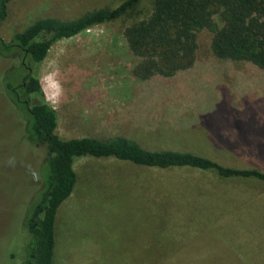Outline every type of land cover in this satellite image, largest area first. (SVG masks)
Masks as SVG:
<instances>
[{
	"label": "rangeland",
	"instance_id": "374dc122",
	"mask_svg": "<svg viewBox=\"0 0 264 264\" xmlns=\"http://www.w3.org/2000/svg\"><path fill=\"white\" fill-rule=\"evenodd\" d=\"M123 1L13 0L0 39L7 44L40 19L70 21ZM152 5L139 0L130 16L49 49L37 77L57 114L58 136L130 135L165 148H195L209 139L227 147L203 148L208 157L264 172V70L212 58V34L201 30L190 55H172L187 68L167 76L162 66L148 80L138 79L134 69L142 59L128 47L124 31L148 18ZM213 19L221 26L216 14ZM20 56L0 53V264L28 262L26 220L43 192L40 169L48 159L44 144L27 141L22 109L1 85ZM20 79L18 71L12 80L17 85ZM73 169L76 184L54 223V264H264L260 181L89 156L76 159Z\"/></svg>",
	"mask_w": 264,
	"mask_h": 264
},
{
	"label": "trees",
	"instance_id": "16d2710c",
	"mask_svg": "<svg viewBox=\"0 0 264 264\" xmlns=\"http://www.w3.org/2000/svg\"><path fill=\"white\" fill-rule=\"evenodd\" d=\"M12 1L0 0V23L7 18V8ZM138 1L124 0L113 9L94 10L70 21L40 19L14 34L11 42L6 44L0 39V53L17 52L21 55L19 68L6 73L4 88L26 118V139L29 143L44 144L48 150V159L40 169L44 189L35 199L33 214L26 220L31 236L26 264H54L56 213L73 192L77 179L73 164L78 158H113L135 166L163 170L192 168L215 173L222 179L264 183V172L259 169L223 165L205 155V148L227 147V144L218 145L209 139V143L201 141L195 148L180 143L165 148L161 143L160 147H153V142L143 143L142 139L130 135L106 139H62L58 136V117L44 100L37 68L55 43L73 38L94 26L130 16ZM213 14L218 16L221 26L213 19ZM201 30L212 34V58L264 70V0H153L150 16L132 23L124 31L128 47L142 59L134 69V75L146 81L157 71L161 72L162 66L167 70L163 71L167 76H172L175 70L187 68L180 62V56L172 58V55L178 51L185 52L181 56L190 55L196 33ZM18 71L21 72V82L16 85L12 79ZM15 87H18L16 93L11 91ZM29 97L35 101L18 102L28 101ZM238 115L235 114L233 119L236 120ZM236 122V126L239 125ZM155 136L160 137L158 133Z\"/></svg>",
	"mask_w": 264,
	"mask_h": 264
},
{
	"label": "flooded vegetation",
	"instance_id": "af4514ba",
	"mask_svg": "<svg viewBox=\"0 0 264 264\" xmlns=\"http://www.w3.org/2000/svg\"><path fill=\"white\" fill-rule=\"evenodd\" d=\"M19 67H17V68H12L11 70H17ZM14 76V75H13ZM21 82V81H20ZM1 85L4 87L5 85H4V79L2 80V83H1ZM19 87V86H18ZM18 87H15V88H13V89H11V91L12 92H14V93H16V91L18 90ZM7 90H6V88H5V93L7 94ZM8 95V94H7ZM16 97H17V99H18V96L17 95H15ZM8 97L9 98H11L9 95H8ZM18 102H21V103H26V101H18Z\"/></svg>",
	"mask_w": 264,
	"mask_h": 264
},
{
	"label": "crops",
	"instance_id": "0c3cea01",
	"mask_svg": "<svg viewBox=\"0 0 264 264\" xmlns=\"http://www.w3.org/2000/svg\"><path fill=\"white\" fill-rule=\"evenodd\" d=\"M63 203H64V202H63ZM63 203H62V204H63ZM62 204H61V205H62Z\"/></svg>",
	"mask_w": 264,
	"mask_h": 264
}]
</instances>
